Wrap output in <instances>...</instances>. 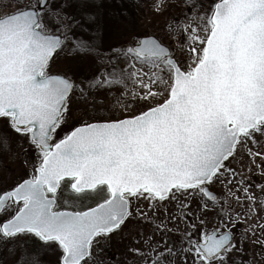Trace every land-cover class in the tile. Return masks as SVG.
Instances as JSON below:
<instances>
[{
	"label": "snow or ice",
	"instance_id": "snow-or-ice-1",
	"mask_svg": "<svg viewBox=\"0 0 264 264\" xmlns=\"http://www.w3.org/2000/svg\"><path fill=\"white\" fill-rule=\"evenodd\" d=\"M9 7L0 12V139L7 146L14 133L34 149V160L26 178L0 191V244L31 236L61 251L57 264H88L94 243L134 215L148 219L134 202H175L171 219L186 225L181 246L174 251L166 241L150 240L147 250L129 249L146 258L143 264H174L177 253L182 264H189V256L191 264H255L243 254L246 244L264 251V223L237 233L243 217L224 216L211 185L238 183L255 203L249 178L230 162L242 151L253 163L264 161V0H215L207 8L186 2L183 19L198 15L202 24L180 25L187 47L174 50L144 34L114 52L110 69L92 73L87 91L74 77L50 71L64 50L69 21L75 22L68 14L72 4L35 0L13 6L10 0ZM83 7L82 15L94 21L86 2ZM74 47L91 45L77 40ZM130 85L132 103L142 105L133 111L120 103ZM115 88L124 92L112 104L97 95ZM77 90L86 100L96 96L97 112L106 108L111 114L77 121L57 139ZM255 166L264 178V166ZM255 187L264 195V183ZM66 190L91 204L61 205ZM209 203L221 205L219 211ZM207 212H216L211 229ZM255 215L254 208L244 213ZM37 256L38 250L35 264Z\"/></svg>",
	"mask_w": 264,
	"mask_h": 264
},
{
	"label": "rangeland",
	"instance_id": "rangeland-1",
	"mask_svg": "<svg viewBox=\"0 0 264 264\" xmlns=\"http://www.w3.org/2000/svg\"><path fill=\"white\" fill-rule=\"evenodd\" d=\"M55 2L72 4V7L68 9V14L74 16L75 22L69 21L71 27L67 30L68 38L65 41L64 50L55 57L50 65V71L66 73L74 77L85 91H87L88 79L92 73L99 74L101 71L110 69L114 52L129 46L144 34H154L174 50L179 51L187 47L180 25L190 23L191 28H202L198 15L190 14V21L183 19L184 14L188 12L185 7L186 2L192 3L193 0H55ZM84 2L87 3L88 10L95 16L94 21H90L86 15H82ZM213 2L214 0H198V6L202 4L204 8H207ZM9 3L10 0H0V12L11 11ZM23 3H35V0H11L13 6ZM191 28L189 34H191ZM200 34L203 35V31ZM77 40L88 42L91 47L76 50L74 44ZM119 64L125 66L123 56H121ZM137 67H143L146 72L150 70L147 65L138 64ZM133 87L134 85L129 86L127 98L120 99L121 104L129 105L128 111L142 106L132 103ZM117 92H124V89L115 88L110 93L101 90L97 95L100 98L107 97L106 104H112L117 99ZM95 98L96 96H92L86 100L77 90L69 105L70 117L67 123L58 129L57 139L65 132L70 131L71 126H74L77 121H91L94 117L111 114L106 108L104 111L97 112L100 105L92 103ZM114 111L116 115H120L118 107ZM12 136L13 139L8 141L7 146L0 139V191L13 185L19 179L26 178L34 160V149L29 144L19 141L14 133ZM21 143L27 150L26 152L21 150ZM249 147L252 145L250 144ZM253 150L259 149L253 148ZM25 160L28 161V164L24 163ZM255 165L264 166V161L256 158L253 163L246 151H242L235 160L230 162V167L235 168L237 173L249 178L252 185L249 188V194L256 198L254 204L245 197L238 183L233 186L222 181L211 185L212 191L222 198L223 215L239 212L243 217L244 223L237 225V233L248 224L264 223V219H261L264 217V211H261L264 208V195L261 194L259 188L255 187L264 183V178L260 176V169ZM240 175L235 178L236 181H239ZM64 201L77 205L91 204V199L81 201L70 190H66L61 196V205ZM220 207L221 205L209 203V208H215L217 211ZM133 208L143 210L148 219L145 220L134 215L130 221L126 222L125 226H122L121 230L94 243L92 256L87 258L88 264H143L146 258L129 249L147 250L146 242L150 240L161 243L166 241L174 251L181 246L186 225L182 220L171 219L172 215L177 214L175 202H161L159 205L154 204V207H150L149 201L140 200L133 203ZM162 208L169 210L168 215L161 211ZM250 208L255 209L256 215L251 218L245 217L244 213L248 212ZM205 215L208 227L211 229L216 224V212H207ZM203 218L204 216L201 217V219ZM186 246L184 245V247ZM107 249L113 250L112 256L106 254ZM37 250L39 264H57L58 258L62 254L55 245L48 246L38 243L33 237L25 236L14 244H0V264H35L33 256ZM243 255L245 258L251 257L255 264H264V251L251 244L245 245ZM188 260L191 264L190 256ZM174 264H182L180 253L176 254Z\"/></svg>",
	"mask_w": 264,
	"mask_h": 264
},
{
	"label": "trees",
	"instance_id": "trees-1",
	"mask_svg": "<svg viewBox=\"0 0 264 264\" xmlns=\"http://www.w3.org/2000/svg\"><path fill=\"white\" fill-rule=\"evenodd\" d=\"M214 2H215V0H214ZM213 2V3H214ZM113 235V234H112ZM32 248H34V247H32ZM113 250L111 249V250H109V249H107V251H106V254L108 255V256H112V252Z\"/></svg>",
	"mask_w": 264,
	"mask_h": 264
},
{
	"label": "water",
	"instance_id": "water-1",
	"mask_svg": "<svg viewBox=\"0 0 264 264\" xmlns=\"http://www.w3.org/2000/svg\"><path fill=\"white\" fill-rule=\"evenodd\" d=\"M214 192V191H213ZM215 193V192H214ZM87 259V258H86Z\"/></svg>",
	"mask_w": 264,
	"mask_h": 264
}]
</instances>
